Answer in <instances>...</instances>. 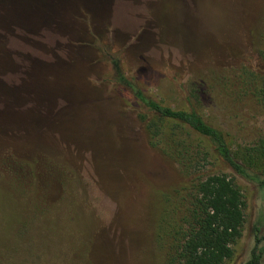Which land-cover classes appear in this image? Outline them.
<instances>
[{
  "label": "rangeland",
  "instance_id": "374dc122",
  "mask_svg": "<svg viewBox=\"0 0 264 264\" xmlns=\"http://www.w3.org/2000/svg\"><path fill=\"white\" fill-rule=\"evenodd\" d=\"M263 50L264 0H0V264H165L198 140L135 92L259 147ZM208 159L244 195L226 264H246L256 228L264 249V168Z\"/></svg>",
  "mask_w": 264,
  "mask_h": 264
},
{
  "label": "trees",
  "instance_id": "16d2710c",
  "mask_svg": "<svg viewBox=\"0 0 264 264\" xmlns=\"http://www.w3.org/2000/svg\"><path fill=\"white\" fill-rule=\"evenodd\" d=\"M261 54L264 60V50ZM257 93L264 106V83ZM135 95L163 121L161 124L167 121L180 128H190L198 140L192 147L198 176L182 219L167 224L170 244L165 264H226L234 255L233 244L242 236L246 202L240 186L226 171L208 172V158L237 176L254 180L256 172L264 168V143L243 149L235 146L228 132L209 123L197 109H175L146 97L139 90ZM152 127L158 128L155 123L150 125ZM175 141L186 146L181 138ZM175 153L176 150L173 155ZM181 154L183 152H177L176 157ZM194 157L192 155L193 160ZM254 239L255 245L246 264H264L258 228Z\"/></svg>",
  "mask_w": 264,
  "mask_h": 264
}]
</instances>
